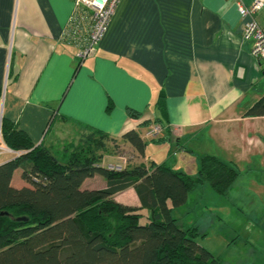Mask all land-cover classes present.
<instances>
[{"label": "crops", "instance_id": "obj_1", "mask_svg": "<svg viewBox=\"0 0 264 264\" xmlns=\"http://www.w3.org/2000/svg\"><path fill=\"white\" fill-rule=\"evenodd\" d=\"M237 1L121 0L95 49L81 57L63 38L74 0H0L1 114L62 156L89 128L119 138L161 124L155 138L166 139L147 141L165 149L148 155L147 144V165L173 155L175 170L195 175L200 158L213 154L236 165V182L264 181V115L246 114L264 96V59L243 37L249 17ZM256 18L264 26V9ZM13 157L0 151V163ZM97 176L83 187L96 188L86 182ZM123 191L117 201L141 206L133 186Z\"/></svg>", "mask_w": 264, "mask_h": 264}, {"label": "trees", "instance_id": "obj_2", "mask_svg": "<svg viewBox=\"0 0 264 264\" xmlns=\"http://www.w3.org/2000/svg\"><path fill=\"white\" fill-rule=\"evenodd\" d=\"M2 95L0 86V103ZM246 114L264 115V96ZM0 126L4 143L19 153L0 163V264H224L203 244L207 232L199 225L184 226L174 211L206 183L226 197L241 174L234 163L205 154L191 175L175 170L171 155L162 163L129 162L114 170L102 160L112 153L107 141L116 138L101 130L87 129L59 158L1 111ZM122 138L144 155L149 141L139 130ZM16 171L29 186H14ZM96 174L106 179V187H83ZM130 186L140 207L115 200Z\"/></svg>", "mask_w": 264, "mask_h": 264}, {"label": "rangeland", "instance_id": "obj_3", "mask_svg": "<svg viewBox=\"0 0 264 264\" xmlns=\"http://www.w3.org/2000/svg\"><path fill=\"white\" fill-rule=\"evenodd\" d=\"M153 126L142 134L145 140L163 133L164 127L161 125L163 128L161 133L148 134L154 128ZM107 144L112 153L105 154L102 164L108 166L122 163V169L129 162L133 164L143 162L142 155L122 137L107 141ZM164 149L158 145L155 147V144L149 140L147 154L154 156L155 152L159 154ZM194 149L198 154L201 153L200 150ZM0 151L12 153L14 156L18 153L4 143L2 136H0ZM54 151H58L55 154L62 158L61 151L58 149ZM18 173L16 171L14 175V186H29L25 180L17 177ZM96 175L98 176L95 179L86 182L88 187L102 188L101 186L107 185L102 175V177L99 176L100 174ZM256 182L263 186H258ZM257 187L258 191L259 189L264 191V181H243L241 179L235 183L228 197L225 198L214 190L210 183H206L196 191L194 190L195 192L192 191V198L189 203L187 202V207L182 206L183 208L175 210L174 214L184 226L199 225L202 232H207V238L203 240V244L219 256L224 264H264V193L263 195L253 194L255 190L257 191ZM122 191L116 193L115 196L118 194L119 197H125L126 192ZM192 207L194 210H191ZM247 237L250 239L248 244H246Z\"/></svg>", "mask_w": 264, "mask_h": 264}, {"label": "built area", "instance_id": "obj_4", "mask_svg": "<svg viewBox=\"0 0 264 264\" xmlns=\"http://www.w3.org/2000/svg\"><path fill=\"white\" fill-rule=\"evenodd\" d=\"M121 0H74V11L63 38L80 48L81 57L88 56L106 33L111 17ZM242 17H249L243 31V37L250 41L251 53L258 59H264V26H261L256 14L264 9V0H253L250 6L237 1ZM148 132L150 135L161 133V125L155 124ZM0 136L1 126H0ZM111 169H121L122 164H109Z\"/></svg>", "mask_w": 264, "mask_h": 264}, {"label": "water", "instance_id": "obj_5", "mask_svg": "<svg viewBox=\"0 0 264 264\" xmlns=\"http://www.w3.org/2000/svg\"><path fill=\"white\" fill-rule=\"evenodd\" d=\"M1 214H9V212L8 211H1ZM18 219L24 220V221L28 220L27 217H25V216L18 217Z\"/></svg>", "mask_w": 264, "mask_h": 264}]
</instances>
